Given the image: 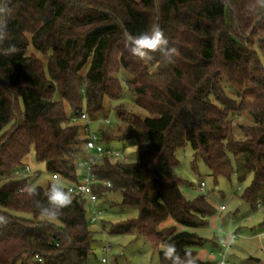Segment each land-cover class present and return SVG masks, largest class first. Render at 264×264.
I'll return each mask as SVG.
<instances>
[{
  "label": "trees",
  "instance_id": "obj_1",
  "mask_svg": "<svg viewBox=\"0 0 264 264\" xmlns=\"http://www.w3.org/2000/svg\"><path fill=\"white\" fill-rule=\"evenodd\" d=\"M9 7L8 39L0 44V216L7 218L0 264H87L103 229L142 236L159 264H171L161 251L165 242L196 264H217L196 256L203 243L197 232L163 223L197 229L216 212L204 195L186 199L172 168L176 150L188 143L215 183L220 176L248 180L239 199L252 211L264 206V70L254 51L257 45L264 55V7L257 0H10ZM156 24L178 50L175 63L159 51L142 60L126 46V33ZM9 44L17 51L5 55ZM123 85L147 114L116 104L124 126L114 133L103 118L95 132L101 143L132 138L138 161L109 149L96 159L85 147L86 123L70 117L85 111L97 119L105 97L118 100ZM31 149L65 191L78 180L77 163L93 161L89 171L110 183L92 185L98 201L118 191L120 205L138 216L93 229L87 198L71 193L72 204L55 222L42 220L35 200L47 204L51 184L35 183L34 198L21 192L37 178L23 173Z\"/></svg>",
  "mask_w": 264,
  "mask_h": 264
},
{
  "label": "rangeland",
  "instance_id": "obj_2",
  "mask_svg": "<svg viewBox=\"0 0 264 264\" xmlns=\"http://www.w3.org/2000/svg\"><path fill=\"white\" fill-rule=\"evenodd\" d=\"M33 52L45 62V58L38 51ZM117 76L123 82L127 74L121 69ZM119 103L124 104L128 110L139 116L147 114L134 103L133 95L123 85L118 100L105 97L104 110L97 116V119L91 121L90 128L96 131L103 125V118H107L111 130L114 133L118 132L120 128H117V125L124 126V123L118 120L113 107ZM102 146L105 150H112L113 155L117 158H124L128 162L138 161L136 146L132 138L112 139L109 142H102ZM175 158L177 162L172 168V174L179 179L178 186L182 195L186 199L204 195L215 207L216 212L209 217L207 225L197 229L175 223L170 218L163 223L175 224L178 229L197 232L203 238V243L196 248V256L202 260L218 261L221 258L219 251H224L225 243L234 234V238L230 240L229 247L224 252L225 259L235 264H264V227L259 224L264 218V206L260 205L258 210L252 211L238 197L248 180L239 183L234 176L230 180L220 176L215 183L210 170L201 158L195 159L194 151L188 143L176 150ZM24 162L32 175L37 174L34 183L49 182L52 184L54 182L43 163L35 159L32 149L25 157ZM79 173L82 171L79 170ZM201 181L205 184L203 188L199 187ZM120 199L121 194L118 191L110 192L106 198L100 199L97 202L101 211L99 221L91 224L90 227L98 230L100 224L103 223L108 225L136 218L138 210L134 207L120 205ZM222 204L225 208L219 211L218 207ZM26 216L30 217L28 214ZM105 243L110 244V249L105 253L106 262H101L102 246ZM87 264H159V256L158 251L142 236L131 232L109 233L103 229L94 236L87 255Z\"/></svg>",
  "mask_w": 264,
  "mask_h": 264
},
{
  "label": "clouds",
  "instance_id": "obj_3",
  "mask_svg": "<svg viewBox=\"0 0 264 264\" xmlns=\"http://www.w3.org/2000/svg\"><path fill=\"white\" fill-rule=\"evenodd\" d=\"M10 0H0V44L8 39V19L12 13L9 7ZM257 3L264 7V0H257ZM125 43L130 53L142 60L151 59L149 53L159 51L167 63H175V57L178 50L175 47H169V41L164 35L163 29L159 24L153 25L149 31H144L133 35L126 33ZM17 51L14 44L3 50V54L11 55ZM21 192L26 193L29 197L39 195L38 185L35 183L25 184ZM73 202L71 190L65 191L57 177L56 182L52 183L47 192V204L35 200L36 207L39 209V215L46 222H55L62 214L64 208L69 207ZM7 223V218L0 216V224ZM161 251L165 259L171 261V264H196L195 258L190 253H185L182 258L176 251L175 245L162 243Z\"/></svg>",
  "mask_w": 264,
  "mask_h": 264
},
{
  "label": "built area",
  "instance_id": "obj_4",
  "mask_svg": "<svg viewBox=\"0 0 264 264\" xmlns=\"http://www.w3.org/2000/svg\"><path fill=\"white\" fill-rule=\"evenodd\" d=\"M70 120L72 121H83L87 125V131H88V138L85 140V147L87 150L93 152L96 155V159L101 157L104 148L102 146V143L99 141V134L90 128V119L87 116V113L85 111L80 112L79 114L72 115L70 117ZM104 122H108V119H104ZM110 155H113V151H109ZM114 156V155H113ZM122 160H125L122 158ZM93 161H81L77 163V166L79 169L82 171V174H79L78 180L74 183H69L67 184V191L71 190V193H79L81 195H84L87 198V220L89 224L97 223L99 221V216H100V209L97 206L98 198L97 195L92 191V185L96 183H102L106 186H109L110 183L107 180H100L98 179L93 173L89 171L90 165ZM30 172V169L27 165L24 166L23 168V173L27 174ZM53 179L57 178L56 174L51 175ZM204 182L201 181L199 184L200 188L204 187ZM224 209V205H220L218 207V210L221 211ZM234 238V234H232L229 238V241L225 243V249L224 251L220 250L219 255L221 258L218 260L217 264H235L231 263L228 260L225 259L224 257V252L226 251V248L229 247V242L230 240ZM110 249V244L105 243L102 246V253L103 255L101 256V262H106V256L105 253L108 252ZM39 259V258H37Z\"/></svg>",
  "mask_w": 264,
  "mask_h": 264
},
{
  "label": "water",
  "instance_id": "obj_5",
  "mask_svg": "<svg viewBox=\"0 0 264 264\" xmlns=\"http://www.w3.org/2000/svg\"><path fill=\"white\" fill-rule=\"evenodd\" d=\"M254 51H255L256 55L258 56V59H259V61L261 63V66H262V68L264 70V55L262 54L260 49L257 47V45L254 46ZM249 258L250 259H255L254 257H249Z\"/></svg>",
  "mask_w": 264,
  "mask_h": 264
},
{
  "label": "crops",
  "instance_id": "obj_6",
  "mask_svg": "<svg viewBox=\"0 0 264 264\" xmlns=\"http://www.w3.org/2000/svg\"><path fill=\"white\" fill-rule=\"evenodd\" d=\"M80 174H82V173H80ZM110 203V202H109Z\"/></svg>",
  "mask_w": 264,
  "mask_h": 264
}]
</instances>
